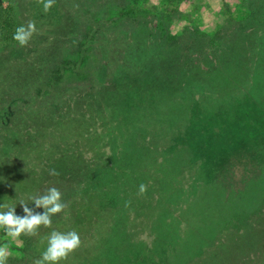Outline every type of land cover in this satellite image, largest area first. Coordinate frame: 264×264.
<instances>
[{
	"label": "trees",
	"instance_id": "trees-1",
	"mask_svg": "<svg viewBox=\"0 0 264 264\" xmlns=\"http://www.w3.org/2000/svg\"><path fill=\"white\" fill-rule=\"evenodd\" d=\"M240 4L246 11L241 20L255 23L244 43L253 47L250 57L261 65L257 51L264 50V0ZM140 20L122 30L121 37L111 27V33L120 37L114 40L107 36L110 27L103 28L95 47L100 60L87 79L40 94L42 105L57 102L55 108L66 103L62 144L70 155L59 159L69 165L68 177L49 175L50 168L57 170L49 162L37 168V175L14 169L15 176H10L14 164L10 148L17 141L4 143L7 153L0 138V203L27 201L54 186L68 205L52 217L50 228L41 226L37 235H25L21 247H16L19 255L10 256L7 264H34L53 230H75L82 241L60 264H264V134L256 129L262 119L254 120L250 114L236 123L229 119L231 111L232 118L241 114L232 110L239 100L253 104L251 92L257 81L251 76L257 71L252 64L246 73L240 68L229 72L233 76L222 84L179 80L175 88H163L164 77L147 76L159 74L155 69L163 56L171 57L170 46L189 39L177 48L182 66L199 67L202 60L195 55L205 56L209 61L203 69L209 74L224 68L222 54L209 50L206 40L195 34L172 40L163 34L150 59V47L143 49L134 41L132 27ZM15 26L11 0H0V42H15ZM225 31L216 38H224ZM227 68L231 70L230 63ZM124 73L128 78H122ZM228 83L239 94H223ZM82 88L89 92L81 93ZM14 93L8 101L20 98L19 89ZM62 95L65 102L59 101ZM255 109L264 117L262 107ZM222 116L228 120V136L214 130ZM40 141L45 142L43 137ZM43 159L38 154L35 162ZM142 183L147 192L138 195ZM15 211L23 214L19 203Z\"/></svg>",
	"mask_w": 264,
	"mask_h": 264
},
{
	"label": "rangeland",
	"instance_id": "rangeland-1",
	"mask_svg": "<svg viewBox=\"0 0 264 264\" xmlns=\"http://www.w3.org/2000/svg\"><path fill=\"white\" fill-rule=\"evenodd\" d=\"M240 1L56 0L55 5L45 13L38 0H11L15 27L26 24L28 21H35L38 33L25 47L19 46L16 41L0 42V138H3L1 146L7 152L9 149L6 150L7 145L4 147V143L17 141L14 147L10 148V157L14 164L13 169L8 171L9 175L15 176L14 169L21 173L25 169L27 172L37 175L41 167L51 165L57 168L56 171L62 178L68 177L69 165L66 160L59 159L61 157L68 158L70 155V149L62 144L66 136V103L62 107L57 105L55 108L54 104L56 105L57 102L42 105L40 94L57 92L80 82L79 80L87 79V75L90 76L93 73L100 60V52L95 47L102 39L100 33L103 28L110 27L107 36L114 40V38L121 37L122 30L131 28L137 19L141 20L139 24L132 27L135 28L134 41L143 49L146 46L150 47V59H152L153 53L156 54L155 46L161 42L159 37L163 34L168 40H172L177 35H183L187 39V35L191 37L195 34L206 40L209 50L216 54H222L223 60L221 61L225 64L224 68L221 72L209 74L207 70L203 69V65L208 63L207 60L209 61V58L206 59L205 56L195 55L196 59L202 60L199 67L184 68L182 66L177 48L180 47V44L182 47L187 45L189 39L178 46L177 44L170 46L169 56L171 57L163 56L162 66L160 64V68L155 69V72H159V74H148L147 76V80L151 77L152 80L157 79V76L161 80L164 77L163 88H175L179 80H188L190 83L194 81L212 83L211 81L216 80L222 84L233 76L232 71L236 72L240 68L246 73L250 69V65L253 64V70L257 71L251 76L257 81L256 87L251 92L253 104L239 100L236 103L239 105L232 110H239L242 115L232 118L234 113L231 111L229 119L236 123V121L240 122L244 119L242 116L249 117V114L254 120L262 119L256 129L264 134V117L261 118L255 109L260 107L264 109V50L259 47L257 51V54L262 57L263 63L258 65V61L255 59L253 62L250 55L254 49L244 41L249 38L247 32L250 31V26L254 27L255 23L246 24L245 20H241L245 17L246 11L241 8ZM240 23L243 26L238 27ZM111 27L116 28V33L120 37L111 33ZM222 29H226L224 32L226 36L220 39L216 38L215 34L222 33ZM229 31L232 32L231 37H227ZM103 40L107 41L109 37L107 39L103 37ZM198 51L196 49L194 52L198 54ZM243 53L245 54L244 58ZM229 63L231 70L230 67L227 68ZM4 70H7L6 73L3 72ZM243 77L240 79V85H243L245 80ZM122 78H128L127 74L124 73ZM230 83L226 84L225 90L221 92L228 94L229 97L231 94H239L236 86ZM214 85L216 89L219 88L216 84ZM18 89L20 95L17 97L20 98H12L8 101L7 97L11 93L15 94L14 92ZM80 91L81 93L89 92L86 88H82ZM63 99L62 95L59 101L65 102ZM41 109H43L42 112ZM220 119L214 130L217 132L221 130L228 136L225 132L227 129L225 123L228 120L226 116L224 118L222 116ZM222 119H224V123L220 124ZM239 125L242 127L241 124ZM68 127L70 129L73 126L69 125ZM246 127L254 128L249 125ZM1 129L3 130L1 131ZM24 137L25 139L30 138V140L26 142ZM42 137L45 140L44 143L40 141ZM255 143L262 144L263 142L255 141ZM41 152L44 153V156ZM38 154L44 158L40 164L35 162V157ZM39 166L40 168L37 169ZM10 167L9 164L8 170ZM41 182L47 184L45 181ZM23 192L27 191H21V193ZM2 193L8 195L6 190ZM17 215L22 216L23 214ZM24 236L12 240L3 229H0V244H8L11 256H16L19 255L16 247H21V239Z\"/></svg>",
	"mask_w": 264,
	"mask_h": 264
},
{
	"label": "clouds",
	"instance_id": "clouds-1",
	"mask_svg": "<svg viewBox=\"0 0 264 264\" xmlns=\"http://www.w3.org/2000/svg\"><path fill=\"white\" fill-rule=\"evenodd\" d=\"M42 4L43 11L47 13L56 3V0H38ZM38 33L35 21H28L26 24L18 26L13 34V39L19 46L25 47L29 44L32 37ZM49 175L58 176L55 169L49 170ZM147 185L140 184L138 195L147 192ZM35 205L30 208L29 202ZM26 200H20V207L23 215H17L16 204L0 203V229H3L8 237L16 240L22 235L35 236L38 229L43 226L50 228L52 217L63 212L68 205L62 200V193L57 187H49L45 193L31 195ZM36 209H43L38 212ZM47 247L41 256L34 261V264H60L66 261L71 253L81 246V238L77 231L70 230L60 232L53 230L46 237ZM12 255L8 244H0V264H7L8 258Z\"/></svg>",
	"mask_w": 264,
	"mask_h": 264
}]
</instances>
